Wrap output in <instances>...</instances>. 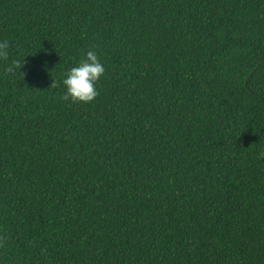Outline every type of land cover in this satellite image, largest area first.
<instances>
[{"label":"trees","instance_id":"1","mask_svg":"<svg viewBox=\"0 0 264 264\" xmlns=\"http://www.w3.org/2000/svg\"><path fill=\"white\" fill-rule=\"evenodd\" d=\"M5 40L0 264H264V0H0Z\"/></svg>","mask_w":264,"mask_h":264},{"label":"clouds","instance_id":"2","mask_svg":"<svg viewBox=\"0 0 264 264\" xmlns=\"http://www.w3.org/2000/svg\"><path fill=\"white\" fill-rule=\"evenodd\" d=\"M9 42H0V59L7 60L9 57ZM24 60H14L5 68L7 73L15 74L21 68ZM105 67L101 63L95 48L87 51L86 57L79 61L78 66H74L66 73L63 84L66 86V93L61 97L63 100L71 98L72 102H92L98 95L96 84L105 73ZM59 84L53 81L51 87H58ZM8 239L7 235H0V247H4Z\"/></svg>","mask_w":264,"mask_h":264}]
</instances>
